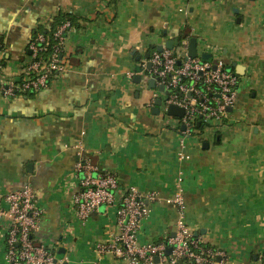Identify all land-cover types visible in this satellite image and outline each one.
Instances as JSON below:
<instances>
[{
    "label": "crops",
    "instance_id": "0c3cea01",
    "mask_svg": "<svg viewBox=\"0 0 264 264\" xmlns=\"http://www.w3.org/2000/svg\"><path fill=\"white\" fill-rule=\"evenodd\" d=\"M60 12L74 19L64 71L35 94H0V188L36 191L44 210L37 238L59 242L65 264H126L97 251L119 233L115 207L85 223L73 216L83 176L75 167L88 162L119 188L134 187L149 207L139 244L175 234L177 209L166 199L181 177L184 221L218 264H263L264 0H0V86L18 83L34 31ZM192 38L200 57H219L240 85L221 126L184 137L177 117L152 113L157 89L126 73L158 46L170 41L178 53ZM150 192L157 201H147ZM5 233L0 221V264Z\"/></svg>",
    "mask_w": 264,
    "mask_h": 264
},
{
    "label": "built area",
    "instance_id": "2783aa9c",
    "mask_svg": "<svg viewBox=\"0 0 264 264\" xmlns=\"http://www.w3.org/2000/svg\"><path fill=\"white\" fill-rule=\"evenodd\" d=\"M70 29V22L57 28L53 34L56 43L47 56V39L41 33L36 34L27 45L18 83L1 85L0 94L3 97H15L25 93L35 94L48 88L51 80L65 69L62 60L63 43ZM187 51V41L182 42L178 53L168 49L160 52L154 50L149 57L150 70H145L144 62L140 72L143 79L147 81L153 78L156 87L163 86L164 92H168V95L160 93L162 115H166L169 105L184 111V115L176 120V127L180 128L184 137L193 132L199 133L194 128L198 117L206 126H221L227 108H232L236 102L240 85L237 75L227 69L219 57H212L206 62L199 54L190 58ZM126 76L132 80L135 73L131 71ZM180 159L188 157L180 154ZM75 170L83 174L78 190L71 196L70 206L75 219L85 223L100 207H115L119 233L109 243L97 245L99 254L112 255L126 264H154L155 257L158 258V264H178L179 261L183 264H218L219 254L194 237L184 221L185 200L181 177L177 178L173 197L166 199L167 204L177 209L174 236L158 244L142 245L138 243V232L150 209L139 192L134 187L125 190L119 188L112 174L99 173L88 162L76 164ZM146 199L155 202L158 197L155 192H150ZM43 217L44 210L32 186L25 185L11 191L0 188V221H6V264H65V256L62 259L56 258L59 242L37 238ZM168 248L171 252L166 255ZM260 261L264 264V250Z\"/></svg>",
    "mask_w": 264,
    "mask_h": 264
},
{
    "label": "water",
    "instance_id": "95a60500",
    "mask_svg": "<svg viewBox=\"0 0 264 264\" xmlns=\"http://www.w3.org/2000/svg\"><path fill=\"white\" fill-rule=\"evenodd\" d=\"M166 47H167L168 49H172V47H173L172 42H170V41L167 42V43H166ZM156 50H157L158 52H160V51L162 50V47H161V46H158V47L156 48ZM187 54H188V56H189L190 58H195V57H197L198 54H197V49H196V39L192 38V39L189 40ZM149 57H150V54H146V56H145V60H147V62H146L145 70H147V71L150 70V68H151V63L149 62ZM137 59H138V58H137ZM201 59H202L203 61L209 62V61L211 60V57H210V55L202 54V55H201ZM140 72H142V68H141V67H137V68L135 69V73H136V74H135V76H134V82L137 83V84H139L140 81L142 80V75L140 74ZM147 87H148V89H150V90H155V89H157V91H158L159 93H163V92H164V87H163V86L156 87V85H155V80H154L153 78H149V79L147 80ZM164 93H165V95H168V92H164ZM161 102H162V101H161V98H157V99L155 100V102H154V107L152 108V113H153V114H155V115H158V114H159V112H160ZM227 111H231V108H227ZM166 114H167L168 116L181 118V117L184 115V111H183L181 108L177 107V106L169 105V106L167 107V109H166ZM196 126L198 127V126H199V123H197ZM182 129H183V128H182ZM203 146L206 148V147H207V144L204 143ZM173 236H174V235H173ZM65 252H66V250H65L64 248H59V250L57 251L56 258H57V259H62L63 256H64V254H65ZM170 252H171V250H170V248H168V249L166 250V255H169ZM217 261H220V259L217 258ZM153 262H154V264H158V258L155 257V258L153 259ZM178 264H183V263H182L181 261H179Z\"/></svg>",
    "mask_w": 264,
    "mask_h": 264
},
{
    "label": "trees",
    "instance_id": "16d2710c",
    "mask_svg": "<svg viewBox=\"0 0 264 264\" xmlns=\"http://www.w3.org/2000/svg\"><path fill=\"white\" fill-rule=\"evenodd\" d=\"M109 1L115 4V3H117L118 0H109ZM65 22H70V24L72 25V23L74 22V19L70 15L60 12L56 17H54L52 23L50 24V26L48 28L40 27V28H37L36 31H34V33L32 35V38L36 34L41 33L47 39L46 51H45V55L46 56H47V54H49L51 52L52 46H54L55 43H56L54 41V39H53L54 32L57 30V28L60 25H62ZM183 37L184 36H182V38L179 39V43L178 44H180V42L182 41ZM29 95H32V93H25L22 96H29ZM196 122L199 123V126L197 127L196 126L197 123H196L194 128H195V130H199V133H200L204 129L206 124L201 120V117H198ZM207 126L209 127V125H207ZM207 126H206V128H208ZM155 244H157V243H155Z\"/></svg>",
    "mask_w": 264,
    "mask_h": 264
}]
</instances>
